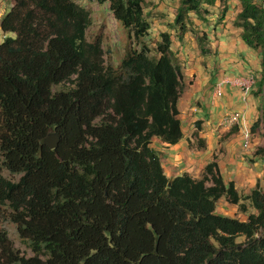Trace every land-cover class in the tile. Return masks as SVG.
<instances>
[{
	"label": "trees",
	"instance_id": "trees-1",
	"mask_svg": "<svg viewBox=\"0 0 264 264\" xmlns=\"http://www.w3.org/2000/svg\"><path fill=\"white\" fill-rule=\"evenodd\" d=\"M13 1L0 24V223L14 224L34 255L1 230L0 264H264V191L242 197L216 161L200 179L168 178L152 148L154 139L175 146L184 138V76L170 33L161 34L158 57L143 43L145 1L98 0L141 44L117 68L105 65L99 39L88 42L90 12L74 0ZM204 2L217 0H180L183 34ZM239 2L236 26L260 54L264 92V0ZM53 131L55 150L43 144ZM223 198L241 213L247 200L257 214L221 215Z\"/></svg>",
	"mask_w": 264,
	"mask_h": 264
},
{
	"label": "rangeland",
	"instance_id": "rangeland-1",
	"mask_svg": "<svg viewBox=\"0 0 264 264\" xmlns=\"http://www.w3.org/2000/svg\"><path fill=\"white\" fill-rule=\"evenodd\" d=\"M2 1L0 13L2 9L9 8L11 3L14 5L13 0ZM74 1L90 12L91 25L87 31V40L89 43H93L97 39L102 42L105 65H112L117 68L131 48H141V44L131 43L128 38V31L114 18L109 4L100 5L98 0ZM144 1L145 15L151 29L143 43L152 50L153 57H158L156 48L161 42V34L170 33L172 51L185 75L179 100V118L182 122L184 136L194 141L193 148L202 149L205 141L200 137V134L206 125L207 128L211 126V135L214 137L212 143L217 146L225 142L232 143L233 135L238 134L236 130L238 125L230 127L226 121L230 114L240 111L232 109L221 111L225 93L229 88L240 87L243 89L241 92L243 94L242 85H252L251 92L246 97L249 96L254 102L253 107L257 109L258 115L251 126V130H249V133L252 132L254 135H251L250 144V148L252 146L253 148L252 150L249 149L250 151L245 149L244 141L243 139L240 140L239 137L240 143L237 142L236 147L239 151L245 152L243 155L237 152L241 165L255 170L254 164L258 163L261 158L264 160L263 155H257V143L263 139L264 132L262 122L264 92H260L256 85V79H259L260 75L253 71L256 67L254 60L247 57L244 51L245 43L241 38L242 29L236 26L238 15L241 12L239 0H217L214 6L204 2L200 14L190 13L187 16L184 34L181 32L180 26L175 24L180 0ZM257 3L261 4L262 2L257 0ZM4 38V33L0 28V43L3 42ZM201 39L204 44L200 43ZM202 46L205 52H203ZM220 83H224L222 96L218 94ZM70 87L72 85L67 83L58 86L55 90H67ZM256 123H260L259 127H255ZM260 167L264 170V161ZM4 176L13 181L19 180L18 176L10 175L8 172H5ZM208 185L210 186V184ZM257 187L264 191V176L263 181L258 180L254 188H246L248 192L242 197L249 196ZM243 202L247 205V213H241L238 206L230 204L227 198L221 199L217 208L220 212L227 214L226 216L247 221L248 217L251 214H257V211L253 209L249 201L244 200ZM1 230L8 233L16 250L20 251L21 254L28 257L34 255L29 246L19 238L14 224L1 222ZM259 236L264 237V231L259 233ZM244 240L245 238L241 237L238 242L242 243Z\"/></svg>",
	"mask_w": 264,
	"mask_h": 264
},
{
	"label": "crops",
	"instance_id": "crops-1",
	"mask_svg": "<svg viewBox=\"0 0 264 264\" xmlns=\"http://www.w3.org/2000/svg\"><path fill=\"white\" fill-rule=\"evenodd\" d=\"M2 5L3 1L0 0V9L2 8ZM12 6L13 4L11 3L9 8L2 9L0 13L1 19L12 8ZM244 48L247 57L254 60V65L256 67L253 71L258 72L257 75H260V55L245 44ZM183 76L185 78L184 74ZM242 90L243 89L240 87H236L235 89L229 88L225 93L224 102L222 104V112L223 110L226 111L231 109L241 112V124L238 126V129H236L238 134L233 135L234 138L232 139V143L225 142L219 146L212 143L214 137L211 135V126L207 128V125L200 134V137L205 141L202 149L193 148L192 145L194 144V141L192 139L189 140L188 137L185 136L181 142L175 146H170L160 139L153 140L152 148L160 153L162 165L168 178H175L183 174H189L195 179H200L204 168L211 160V162L216 161L218 163L225 184L234 183L235 188L240 195L247 194L248 191L246 188H254L258 180L261 179L263 181L264 170L260 167L261 163L264 161L262 158L258 163L254 164L253 167H256L255 170L245 165H241L242 163L238 160L239 156L237 152H239L240 155L245 154L244 151H239L238 147H236V143H240L238 137L240 140L243 139V134L251 130L255 118L258 117L256 112L257 109L253 107L254 102L249 96L246 97L245 93L242 94ZM252 134L253 133L251 132V135ZM263 145V139L258 141L257 150L262 148ZM252 148H250V150H252ZM250 150L248 149V151ZM217 213L225 216L227 215L220 212L218 208ZM242 221L246 220L242 219Z\"/></svg>",
	"mask_w": 264,
	"mask_h": 264
},
{
	"label": "built area",
	"instance_id": "built-area-1",
	"mask_svg": "<svg viewBox=\"0 0 264 264\" xmlns=\"http://www.w3.org/2000/svg\"><path fill=\"white\" fill-rule=\"evenodd\" d=\"M223 85H224V83H220V85H219L218 94L220 96H222V94H223ZM242 86L244 88L245 95H248L251 92L252 85H242ZM241 118H242L241 113L234 112V113L229 115L226 123H228V125L230 127H233L235 125L239 126L241 124ZM243 141H244V148L247 150L250 149L251 134L249 133V131H247L243 134Z\"/></svg>",
	"mask_w": 264,
	"mask_h": 264
},
{
	"label": "water",
	"instance_id": "water-1",
	"mask_svg": "<svg viewBox=\"0 0 264 264\" xmlns=\"http://www.w3.org/2000/svg\"><path fill=\"white\" fill-rule=\"evenodd\" d=\"M61 141L60 135L53 131L44 140L43 144L51 150H55L59 147Z\"/></svg>",
	"mask_w": 264,
	"mask_h": 264
}]
</instances>
